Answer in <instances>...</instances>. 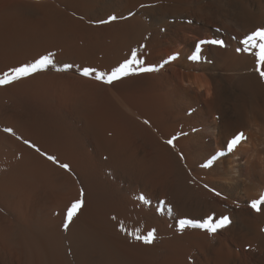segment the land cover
<instances>
[{"label": "bare ground", "instance_id": "obj_1", "mask_svg": "<svg viewBox=\"0 0 264 264\" xmlns=\"http://www.w3.org/2000/svg\"><path fill=\"white\" fill-rule=\"evenodd\" d=\"M110 15L125 19L96 23ZM257 28L264 0H0V72L55 60L0 87V264H264V210L248 206L264 191V80L236 51ZM212 38L226 47L188 59ZM132 49L159 70L112 85L80 74L109 71ZM238 131L247 140L234 153L200 167ZM178 133L174 148L165 143ZM81 188L84 207L64 231ZM213 213L232 223L179 230ZM153 228L152 244L127 235Z\"/></svg>", "mask_w": 264, "mask_h": 264}, {"label": "snow or ice", "instance_id": "obj_2", "mask_svg": "<svg viewBox=\"0 0 264 264\" xmlns=\"http://www.w3.org/2000/svg\"><path fill=\"white\" fill-rule=\"evenodd\" d=\"M141 7H146V5H141ZM134 15V13H129V16ZM118 19H125V17H118L117 15H110L106 20H99L96 23L106 24L116 21ZM191 23V21H187ZM219 31V30H217ZM235 39V37H234ZM239 44L242 47H237V52H244L252 55L255 58L256 67L254 69L255 72L258 73L261 80H264V28H257L250 33L244 35L242 39H240ZM211 45L217 47H226L225 41L222 39H201L198 40L194 45L193 53L188 57V59L194 62H200L204 57L201 55L203 46ZM144 47V46H142ZM179 56V53H175L172 56L168 57L167 60L164 61V64H167L173 60H176ZM54 54L48 53L42 55L38 58L33 59L31 62L21 63L16 66L9 67L7 70L0 72V87H6L12 85L15 82L20 81L21 79L29 78L34 76L36 73L45 71L50 67L55 66ZM164 64H161L162 68ZM74 67L72 64L64 65L63 70L66 71L69 68ZM61 69H57L60 71ZM159 69L152 66H145V61L139 58V53L137 49H132L130 56L125 58L122 62L118 63L116 66H113L109 71H100L95 67H84L80 69V74L85 77H90L95 79L96 81L112 85L114 82L120 81L123 78L139 75L141 73H148L158 71ZM146 124L148 121H144ZM5 132L15 135L14 130L11 128L3 129ZM180 135H186V133H178L176 136H173L170 139L165 141L171 147H175L174 141L178 139ZM17 139H21V137H17ZM247 140V136L243 131H238L234 133L231 138H229L224 145H222V150L213 155L210 159L207 160L206 163H201L200 167L209 168L213 165V162L217 160L219 157L226 156L228 154L234 153L237 147L244 141ZM28 147L33 148L35 151L39 152L42 156H44L47 160L51 161L53 164L57 165L59 168L64 169L67 172H71V166L68 163H61L56 156L49 155L46 152L41 151L39 147L33 144L31 141L25 139L23 141ZM107 159V157H105ZM180 159L183 160L184 156L181 153ZM204 187L209 191L213 192L216 196H221L222 194L219 191H216L215 188L209 187L208 184H204ZM85 192L84 189L81 188L79 190V198L75 199L71 202L65 212L64 222L62 227L64 231H68L70 225L72 224L74 218L78 215L80 210L84 207L85 204ZM140 201L147 204L149 201L145 198V196L141 195L138 197ZM163 203V202H162ZM239 206V205H237ZM248 206L256 211L257 213L264 210V191L260 192L257 198H253L248 202ZM165 211L171 212V208L167 207L164 209ZM113 220L116 217H112ZM232 223L231 219L227 215L216 216L214 213L207 215L201 219H188L183 218L178 221L179 230L181 232L184 231L185 228L191 227L195 229H201L209 234H215L219 230L227 228ZM120 231L126 232V229L121 224ZM127 235L132 236L135 240L141 241L144 244H152L156 239V229H151L147 231L146 234H141L140 231L134 230L133 232L127 233ZM191 260V257L189 258Z\"/></svg>", "mask_w": 264, "mask_h": 264}]
</instances>
